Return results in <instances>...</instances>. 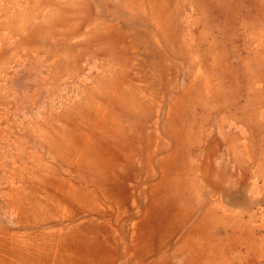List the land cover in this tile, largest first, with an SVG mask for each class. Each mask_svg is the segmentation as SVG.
I'll list each match as a JSON object with an SVG mask.
<instances>
[{
  "label": "rangeland",
  "instance_id": "rangeland-1",
  "mask_svg": "<svg viewBox=\"0 0 264 264\" xmlns=\"http://www.w3.org/2000/svg\"><path fill=\"white\" fill-rule=\"evenodd\" d=\"M0 264H264V0H0Z\"/></svg>",
  "mask_w": 264,
  "mask_h": 264
}]
</instances>
